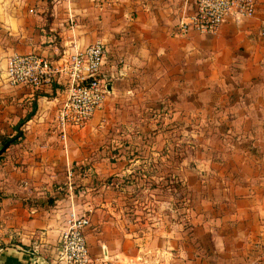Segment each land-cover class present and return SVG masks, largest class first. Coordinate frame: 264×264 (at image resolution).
Segmentation results:
<instances>
[{"label":"crops","instance_id":"1","mask_svg":"<svg viewBox=\"0 0 264 264\" xmlns=\"http://www.w3.org/2000/svg\"><path fill=\"white\" fill-rule=\"evenodd\" d=\"M253 1V17L229 15L216 34L183 36L179 27L197 0H0V146L23 133L0 155V264H64L58 244L73 209L91 218L88 243L96 264H166L169 251L142 252L136 233H121L122 220L105 210L93 213L80 200L88 188L126 191L124 178L135 174L119 163L140 156L116 139L117 151L106 154V135L128 127L136 132L130 150L149 153L156 144L147 136L139 141L138 134H147L142 124L111 118L140 113L157 100L167 103L170 117L187 115L193 123L200 112L210 113L224 144L212 148V185L193 223L197 246L186 261L177 240L172 263H255L264 242V0ZM96 41L105 48L99 75L108 84L105 104L65 138L56 114L66 84L11 85L7 59L35 53L56 62ZM106 162L113 173H100Z\"/></svg>","mask_w":264,"mask_h":264},{"label":"rangeland","instance_id":"2","mask_svg":"<svg viewBox=\"0 0 264 264\" xmlns=\"http://www.w3.org/2000/svg\"><path fill=\"white\" fill-rule=\"evenodd\" d=\"M166 104L157 100L150 109H140V113L126 110L111 118V121H126L130 125L142 124L147 134H138L137 138L141 142L147 136V140L151 139L156 148L149 153L145 147L130 150L128 145L132 143L129 141L136 140V132L128 127L110 130L105 139L109 146L105 153L117 151L112 148L113 139L127 141L124 146L126 152L136 151L140 161L131 163L122 160L119 167L131 169L135 177L121 181L127 185L125 192L88 188L80 200L93 209V213H103L105 210V216L122 220L121 233H136L137 248L142 252L169 251L163 261L173 264L177 240L184 242L179 243L178 248H184L186 261L197 246L192 240L193 223L203 213L201 207L206 203L207 190L212 185V171H215L212 168V148L218 150L224 148V144L220 141V131L212 129L210 113L200 112L193 123L187 115L186 118L170 117V107L165 109ZM99 167L100 173H113L111 163H101ZM145 173L147 178L142 177ZM130 181L134 182L131 184ZM155 185L161 188L149 191L148 187ZM256 258L253 264H264V242L257 248Z\"/></svg>","mask_w":264,"mask_h":264},{"label":"built area","instance_id":"3","mask_svg":"<svg viewBox=\"0 0 264 264\" xmlns=\"http://www.w3.org/2000/svg\"><path fill=\"white\" fill-rule=\"evenodd\" d=\"M229 15L237 19L253 17L254 1L197 0L195 13L181 23L178 34H216ZM104 60V44L96 41L84 49L64 54L56 62L35 53L13 54L7 59L5 73L11 85L42 88L61 81L66 84V98L56 114L57 128L66 138L71 129L84 128L104 107L108 84L99 76ZM90 225L87 213L71 210L59 238L60 263L96 264L88 243Z\"/></svg>","mask_w":264,"mask_h":264},{"label":"trees","instance_id":"4","mask_svg":"<svg viewBox=\"0 0 264 264\" xmlns=\"http://www.w3.org/2000/svg\"><path fill=\"white\" fill-rule=\"evenodd\" d=\"M31 116H32V114H29L24 119H22L21 122H20V126L23 125L24 123H26L30 119ZM22 134H23L22 131H18L17 135H15L14 137L4 138L2 140L0 148H2L6 143H8V146L6 147V149L2 153H4L11 145L18 143L20 141V139L22 138V136H23ZM107 180L110 182V184L113 183L112 182L113 181L112 178H108ZM2 197H3V194L0 191V200L2 199ZM7 262H8V264H24V263L20 262L19 260H14V259H13L12 262H9V261H7Z\"/></svg>","mask_w":264,"mask_h":264},{"label":"water","instance_id":"5","mask_svg":"<svg viewBox=\"0 0 264 264\" xmlns=\"http://www.w3.org/2000/svg\"><path fill=\"white\" fill-rule=\"evenodd\" d=\"M7 146H8V143H6V144L0 149V154L6 149Z\"/></svg>","mask_w":264,"mask_h":264}]
</instances>
